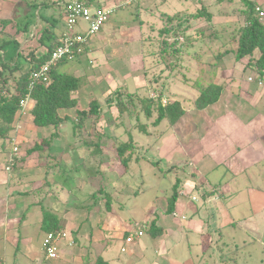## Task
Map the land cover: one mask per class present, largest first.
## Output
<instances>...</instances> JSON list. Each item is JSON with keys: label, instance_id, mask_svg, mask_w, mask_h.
Listing matches in <instances>:
<instances>
[{"label": "rangeland", "instance_id": "1", "mask_svg": "<svg viewBox=\"0 0 264 264\" xmlns=\"http://www.w3.org/2000/svg\"><path fill=\"white\" fill-rule=\"evenodd\" d=\"M89 1L87 4L91 5L92 8H99L96 7L97 4L102 5L101 7L104 5V7L106 5L116 7H110L116 11L104 26V29L107 28L105 34L109 35L112 31H117L118 33L114 32L116 38L113 35L112 40L118 42L123 48H118L119 51L116 49L112 54L124 59L125 52H127L125 45H127L131 49L132 60L128 62L129 68L123 67L115 73L109 72L116 74L115 76H104L105 86H103V81L93 74L94 77L91 82H88V86L92 84L94 87L91 86L86 92L83 90L74 95L78 101L77 109L88 112L92 108V101L97 100L101 106L100 114L105 119L98 126L92 124L94 119L88 120L86 130H91V125H96L97 130H106L105 132L116 137L113 140L115 145L128 142L131 134L136 141L134 158L138 160L128 165L127 172L124 168L119 167L118 162L108 161L107 152L111 153V156L116 154L112 148L114 147L113 141H111L109 146L102 147L104 156H102L103 153L93 155V149L84 152V154L82 151L79 156H82V160L87 162V167L80 174H75V177L76 181L79 180L82 184L86 180L81 193H86L88 198L85 202L94 206V210L87 212L85 209L82 213L83 216L89 215L91 230L89 229L88 232L94 234L93 237L97 240L96 244H93L94 250L103 254L102 258L105 261L109 260V264H127L131 261L130 256L134 254L136 244L140 245L143 241L151 242V235L150 232H147L142 239L129 243L124 238V233L127 234L128 230L135 228L137 224L149 226L151 222L149 215L151 214H155L159 219L161 217L163 221V215L166 211L163 208V204H166L163 197L172 194L175 185L187 189L189 193H194L193 198L195 200L201 201L204 195H212L211 191L217 193L213 196L220 197L219 195L222 193L218 189H213L210 183L216 184L215 181L224 183L232 175L226 174L227 169L230 170L231 166L238 167L240 163L247 173L243 174L236 183L245 185L248 182L252 186H260L264 189V133L261 129L264 125L258 124V119L262 116L259 117L256 111L241 104L239 100L241 94L251 100L252 92L249 94L245 90L242 91V85L247 71H250L247 73L250 74L248 80L253 79L255 81L251 76L256 74L248 63L249 57H245L241 61L235 57V50L238 47L235 34H238L240 28L245 25V18L241 15V11L246 8L247 0H94V6ZM249 1L256 2L264 12V0ZM51 8L53 13L44 16L54 21L55 27L50 22L47 27L53 29V33L58 35L65 26L66 20L59 6H51ZM204 8L211 14V20L204 16L201 20L186 22L182 28L186 25L189 27L184 32L181 31L182 29H174L170 34L164 33V28L169 26L163 20V13L174 15L179 12V14L189 16L196 14L198 9ZM32 12V7L26 5L24 7L25 16L16 23L10 20H1L0 31L10 36L15 34L26 22H30L28 25H32ZM45 13L48 11L46 10ZM65 15L67 16L66 12ZM262 22L264 24V17ZM119 23L124 25L115 27L114 24ZM3 40L0 33V43H3ZM256 56H258V52ZM87 58L89 59V57ZM93 60L96 64L95 68H97L101 61L96 56ZM73 61H69V63L71 64ZM124 62H121L123 66L125 65ZM254 64L253 62L252 65ZM84 67L86 72L93 70V67L89 65L88 67L84 65ZM108 69L111 70V68ZM79 76L81 75L79 74ZM211 82L223 86L224 89L233 90L236 99L232 100L231 111L225 108V101L227 102L228 99L224 93H222L217 104L211 105L205 110H198L196 100L200 95L199 87L207 86ZM262 86L264 87V85ZM244 92L248 93V96ZM119 93L123 94V101L127 104L124 113L119 111L115 103ZM146 98L156 102L161 101L163 105L178 101L185 110V116L177 126L171 127L167 122H163L160 127H154L153 122L157 114L155 113V116L148 120L143 111L144 104L140 101L146 100ZM33 104L32 100L28 102L30 109L28 115L33 109ZM19 114L20 111L17 112L16 118ZM64 114H69L70 120L62 124L61 139L53 141L49 153L57 157L58 160L67 159L69 166L75 167L78 161L75 163L67 155L73 156L74 148L81 146L79 139L74 140L72 138V125L77 123L78 114L75 110L64 111ZM230 117L233 120L231 125H229L230 121H227ZM110 118L113 119L115 125L112 128H109L108 120ZM24 119H26L25 116ZM252 123H255L256 126ZM26 124L30 125L27 119ZM141 126L146 127L145 131L141 130ZM239 129L240 132L236 131ZM52 132H54L53 129L38 132L30 130L27 133L29 136H24L19 142L20 152L26 153L28 148L35 145V140L49 139ZM2 143L3 139H0V167H3L6 162V154L1 151L3 149ZM147 147L150 148L149 151H146ZM199 148L200 150L210 149L212 154H215L212 159V165H215L214 172L211 174L212 179L205 182L204 187L198 188L201 191L193 188L192 183L196 184L197 181L191 177L190 173V180H188L185 175L169 169L171 165L176 167V164L187 163L188 160H191L192 153L199 151ZM4 151L6 152L7 148ZM184 151L189 154L186 161L182 155ZM47 153V151L43 153L41 162L45 161L44 155ZM60 155L63 156L60 157ZM182 156L183 159H181ZM194 158H197L196 155ZM102 160L104 164H100ZM152 160L159 163L153 164ZM49 161L52 162V160ZM34 162L39 163L38 160H34ZM67 173L70 174L67 178V186L73 192V197L79 198V194L76 193L78 190L73 188L75 179H73L71 172ZM31 174L35 173L31 172ZM116 174L124 175L121 176L123 180L118 181L115 178ZM240 174H242L241 168ZM179 178L181 179L178 183ZM260 178L261 180H259ZM187 181L191 182L187 185L188 188H186ZM109 182H113L112 186H107ZM101 190L112 195V206L109 209H106L104 205L106 199L100 198L97 200L98 203H94L91 198L92 195H96L95 199H98L97 194ZM235 191L237 192L238 188ZM3 192L1 191V193ZM235 194L234 196L231 194L230 199H235L237 197ZM246 198L245 194L239 195L238 205L235 209H229L230 205L224 208L231 211L232 220L223 222L221 218L222 228L218 222L215 223V220L213 222L211 219L212 225L215 224V228L217 226L223 234V238L219 237V242L214 241L208 253L211 257L212 253L215 252L213 257L217 262L219 259L223 261V257H225L228 258L224 260L226 264H264V244L261 242H252V239L247 238L246 246L239 247L235 252L232 250L237 247V244L232 243V241L238 239L236 231L240 232V230L233 227L234 223L232 226L228 224L234 220L240 221L250 214L249 203ZM214 206L218 213L221 207L216 204ZM84 207L86 208V205L82 206V208ZM188 210L193 212L192 207H189ZM95 215H98L97 220ZM200 217L203 218V221L206 220L205 216L200 215ZM189 218L193 219L194 216L190 215ZM98 221L99 224L96 227ZM124 223L128 226L126 227ZM82 225L78 227L79 230ZM107 230L110 231L109 234ZM104 231L108 236L105 235L103 239L101 236ZM195 243V238H191L190 251L185 248L183 253H172L169 257L163 258L164 263L166 260H174L178 264H195L196 261L190 259L195 257V253H191ZM236 243L241 242L237 241ZM77 246L79 247V245L75 247ZM122 247H125L126 253L122 251ZM153 248L154 243H151L147 249L148 254L154 255ZM218 248L222 250L220 253ZM224 250L230 252L227 253L226 251L225 253ZM94 252V254H87L85 251H80L75 261L73 259L69 261L63 260L62 253L59 251V258L43 260L39 264H96L97 259L101 256L97 257L96 251ZM82 253L85 254L83 257H81ZM133 257L135 258V256Z\"/></svg>", "mask_w": 264, "mask_h": 264}, {"label": "crops", "instance_id": "2", "mask_svg": "<svg viewBox=\"0 0 264 264\" xmlns=\"http://www.w3.org/2000/svg\"><path fill=\"white\" fill-rule=\"evenodd\" d=\"M71 1L74 0H0V21L10 20L11 22L16 23L25 16L24 7L26 5L31 6L33 10V16L31 19L32 25H28L30 22H26V24L21 25V28H19L15 34L10 36H7V33L3 34L0 31L4 39L3 43H0V62H4L8 66L14 65L13 62L8 61V57L10 55L12 56L14 52L12 44L14 40L19 41L20 43V46L16 51L15 61L18 62L19 55L22 54L25 61L27 60L26 62H28L30 60L28 57L29 54L34 51L36 47H38L37 37L41 31L45 30V28H49L47 27L49 22L53 25V27L56 26L53 20H50L44 15H50L53 13L51 6H59L61 8L60 11L63 12L62 15L64 19L67 20L65 15L66 6ZM88 1L89 0L85 2L88 3ZM91 4L94 6L95 2H91ZM101 6L102 5L97 4L96 7L109 9L110 7L116 8L113 5H106V7H104L105 5L103 7ZM46 10L48 13H45ZM121 24L122 23L114 25L115 27L117 25V27L124 25ZM104 26L99 34L88 40L86 52L75 59V61L71 62L73 65L67 68V70H69L68 73L70 72V74L75 75L82 81L83 86L77 93L83 90L86 92L90 89L93 85L90 84L91 86H88V82H91L94 76L104 83V76H115L116 74L113 73L121 70V68H129L128 62L129 60H132L131 49L125 45L127 52H125L126 55L124 59H121L118 55H113L112 53L115 52L116 49H121L123 47L115 40H112L114 32L117 31H112L111 34L106 35L105 31L107 28L104 29ZM86 28L87 26L83 22L79 24V31H85ZM66 30L67 27L65 22V26L59 31V37L65 33ZM6 38L9 39L6 40ZM119 49L117 51H119ZM94 56L101 61V64L97 66V68H95L96 64L93 60ZM87 57H89V59ZM121 62H124L125 65L123 66ZM84 65H87V67L88 65L93 67V70H91L92 72H86ZM108 68H111V70ZM26 69L28 68H24V71H26ZM249 70L251 69L249 68ZM110 71L113 73H109ZM247 73H250V71L246 72L244 84L242 85V91L245 90L249 94L252 92L253 96L250 100L249 98H246L244 94H241L239 98L240 103L247 107H251L252 110L256 111V114L259 117H264V87H261L258 84V81H256V79L259 80V78L262 77L253 75L251 77L254 78L255 81H250L248 80L250 74ZM79 74L81 76H79ZM103 86H105V83ZM232 91L233 90H227V88L223 90V93L226 94V99H228L227 102L225 101V108L229 111L232 109V100L236 99V96ZM248 93H245L246 96H248ZM24 116L27 120L29 119V115L25 114L21 116L20 120L15 118V120L17 119V122H14V126H16L17 123H19L20 126L17 129V138L19 142L24 138V136H27L28 132H30L28 129L29 125L26 124V119L23 120ZM262 117L258 119L259 125H264V118ZM228 120L230 121L229 125H231L233 121L232 118L230 117L227 121ZM195 122L199 123L197 121ZM252 124L256 126L255 123ZM261 129H263L262 132L264 133V126ZM236 131L240 132L241 130L239 129ZM56 139H61V133ZM6 143L7 142L3 140V149L1 150L6 154V162L3 167H0V264H39L43 262V260H49L46 258L43 248L44 240L47 234L42 228L44 216L47 213L55 214L59 218H62L65 222L64 230H66L68 234V239L61 244L60 251L62 253L63 260L71 261L73 259L75 261L77 256H79L80 251H85L87 254H94V251H96L97 257L101 256L100 258H102L103 254H99V252L93 248V244H96L97 242V240L93 237L94 234L88 232L89 229L91 230L89 215H82L85 209H87V212H89L88 208L90 207L92 208L91 210H94V206L88 205L85 202L86 198H88L86 193H81L86 180L84 181V184H82L81 181H76V177H74L75 185H73V188L78 190L76 193L79 194V198L73 197V192L70 187L67 186V178L70 176L67 172H71L73 167L69 166V161L67 159L61 158V160H58L57 157L49 153L51 149H44L43 152L34 153L30 157L27 156L26 153H20L18 159L15 161L16 165H13L11 170L8 171L7 159L9 157L10 150L8 148V144L6 146ZM5 148H7L6 152L4 151ZM45 151L48 153L44 155L45 161L41 162L37 157H43V153ZM211 151L212 150L210 149L200 150L199 148V151H194L192 153L190 164L200 174V177L197 179V188L205 186V182H203V180L205 181V178L206 180L207 178L208 180L212 179L211 174L214 172L215 168V165H212V159L215 154H212ZM72 152L73 156L67 155V153L66 155L71 157V159L76 162L82 161V156L79 155L81 152L84 154L86 151L80 146L74 148V151ZM183 154H185V151L182 155ZM195 155L197 157L196 159L194 158ZM46 156L49 158L46 159ZM61 156L63 155H60V157ZM34 160H38L39 163L36 164ZM49 160H52V162L55 161V163L51 164L52 162ZM60 161L65 164V168L59 166L58 162L60 163ZM240 168L242 169V174L239 175ZM227 170L226 174L232 175L227 178L224 183H221L220 181H215L216 184L210 183V186H212L213 189H218L220 193H222L219 195L220 197L213 196L217 193L211 191L214 193L213 195H206L202 197L203 199L201 201H194L192 199L195 196L194 193H189L187 189L185 190L184 188H180L181 190L175 213L171 215H166L164 213L163 221L161 220V217L160 219L158 218L159 221L157 225L163 229V233L159 237H151V242L143 241L140 245L136 244L134 254L130 256L131 261L127 264H178V262L174 260H166V263H164L163 258L169 257L172 253H183L185 248L187 251H190L191 238H195L196 242L191 252L195 253V257L190 258L191 260L193 259L196 261L195 264H226L224 260L228 258L223 257V261L219 259L217 262L213 257L215 252L212 253L211 257H209L210 255L208 253L210 252L214 241L217 240L219 242V237L223 238L222 231H220L217 226L215 228V224L212 225V223L215 220V223L218 222L220 224V228H222L221 218L223 219V222H229L231 219V211L225 210L224 208L230 205L231 207L229 209H235L238 205L239 195L243 194L247 197L246 201L249 203L250 214L240 221L233 219L234 221L228 224L232 226L234 223L233 227H237V229L240 230V232L236 231V237L238 239H233L232 241V243L237 244V247L232 250L235 252V250L239 247L246 246L247 238L252 239V242H261V244H264V189L260 186H252L248 184V182L245 185L236 183L243 174L247 173L243 165L240 163L238 164V167L231 166V169ZM31 172H34L35 174H31ZM100 172L102 173V171ZM259 180H261V178ZM186 188H188L187 185ZM237 188L238 191L236 192L235 190ZM1 191L3 193H1ZM234 193H236L235 195H237V197H235V199H230L231 194L234 196ZM95 196L92 195L91 198L94 203H98V201H95ZM166 198L167 196L163 197V200L167 204ZM166 204H163L164 210L167 208ZM215 204L221 207L219 208L218 213L215 210ZM84 205H86V208H82ZM189 207H192L193 212L188 210ZM190 215L194 216V218H189ZM200 215L205 216L206 220L203 221V218H201ZM95 216L97 220L98 215ZM81 224L83 225L79 230L78 227ZM98 224L99 221L97 222L96 227H98ZM124 225L126 226V223H124ZM107 231L109 234L110 231ZM105 235L108 236L104 231L101 237L104 239ZM125 235L126 234L124 233V238ZM237 241H240L241 243H236ZM70 242H74V245L70 246ZM151 243H154V248L152 249L154 255L148 254L147 252ZM76 245H79V247H75ZM80 247L82 248L81 250ZM218 251L220 253L222 250L218 248ZM224 251L225 253L226 251L227 253L230 252L229 250ZM83 255L85 254L82 253L81 257H83ZM133 256H135L136 259ZM106 261L110 263L109 260Z\"/></svg>", "mask_w": 264, "mask_h": 264}, {"label": "trees", "instance_id": "3", "mask_svg": "<svg viewBox=\"0 0 264 264\" xmlns=\"http://www.w3.org/2000/svg\"><path fill=\"white\" fill-rule=\"evenodd\" d=\"M93 1L94 0H90V3ZM257 7H259V5L256 2L247 0L246 8L241 11V15L245 18L244 20L246 25L241 27L238 34H236L238 47L235 50V57L238 61L243 60L245 57H249L248 63L255 71L256 76H261L263 78L264 24L259 13L257 12ZM162 16L165 24L169 26L164 28L163 31L165 34H170L174 29H182L181 31L184 32V30H186L189 25H186L184 28H182V26H184L186 22L190 20H201L204 16L211 20V14L205 8L198 9L196 14L189 16L183 15L181 13L179 14V12L174 15L163 13ZM53 32L54 30L51 28H45V30L41 31L37 37L38 47H36L35 50L29 54L28 57L30 60L28 62H26L27 60L25 61L22 54L19 55L18 62L15 61L16 51L20 46L19 41L16 40L12 42L14 52L12 56L10 55L11 57H8V61L13 62L14 65L8 66L4 62H0V139L5 140L7 142V146L11 138L17 137L18 131L14 126L16 114L21 110L22 102L30 93L31 99L34 102V106L29 113V129L32 132L44 130L50 131L53 129L54 132H52L49 139L40 141L35 140V145L32 148H28L26 151L27 156L30 157L37 152L41 153L44 149H52L53 141L56 140V137H59V134L61 133L62 124L70 120L69 114H64V111L67 110H75L78 114L77 123L72 125V138H74V140L79 139L81 142V147L85 151H90V149H93V155L103 153L102 147L109 146V143L115 140L116 137L105 132L106 130L103 131L97 130L98 128L96 129L98 124L105 119L104 116L100 114L101 106L97 100L92 101V108L88 112L79 111L77 109L78 101L74 95L80 90L82 81L80 78L66 71L70 65L68 59L55 64L51 68V82L49 86H46V84L43 82H37L32 90L29 89L31 83V73L35 70H38L43 64H45L49 60L53 51L59 45L60 37ZM257 52L258 56H256ZM253 62L255 63L254 65H252ZM27 64L28 66L26 68L28 69L24 71V68ZM223 90V86H219L212 82L202 88L199 87L200 95L196 100L198 110H205L211 105L217 104L222 97ZM122 95V93L118 94L115 103L119 108V111L124 113L127 104L124 103ZM127 95L130 96L128 93ZM140 101L144 104L143 111L148 120L152 119L155 116V113L157 114V117L153 122L154 127H160L163 122H167L171 127L177 126L180 120L185 116V110L178 101L166 105H163L161 101L156 102L149 98ZM90 119H94L92 124H96L97 126L91 125L90 128L92 129L86 130V124ZM108 122L109 128L115 126L112 118H110ZM145 129V126H141V130L145 131ZM113 145L114 147L112 148L116 154H112L111 156V153L107 152L106 154L109 158L108 161L114 160L118 162L119 167L124 168L127 172L128 165H130L133 161L138 160L134 158L136 149L135 139L130 134V140L128 142L115 145V142L113 141ZM149 150L150 148L147 147L146 151ZM104 155L105 153L102 154V156ZM183 155L184 161H186V158L189 156V154L185 153ZM37 158L39 161H42L43 159L42 156H38ZM48 158L49 157L46 156V159ZM181 159H183V156ZM151 162L153 164L159 163L158 161L153 160ZM189 162L190 160H188V162L185 164H176V167L171 165L169 169L175 170V172L185 175L188 180H190L189 176L191 175V177L197 181L198 177H200V174L191 166ZM54 163L55 161L51 164ZM8 164L9 163L7 159V165ZM58 164L59 166L65 168V164H63L61 161L60 163L58 162ZM100 164H104L103 160L102 162L100 161ZM85 167H87V162L85 160L78 161L77 165H75V167H73L71 170L73 179L75 177L74 173L80 174V171H82ZM121 176L124 175L116 174L115 178L118 181L123 180ZM180 179L181 178L177 180L178 183L180 182ZM208 181V178L207 180L205 178V181L203 180V182ZM187 182L188 183L186 185L191 184V182ZM112 184L113 182H109L107 186H112ZM196 185L197 183H192L193 188L197 190L198 188ZM180 190L181 189L175 185L173 189L174 192L172 194H167V208L165 211L166 215L175 213ZM198 190L201 191V189ZM97 195L98 199H95V201L99 200L100 198L103 200L106 199V201L104 200L106 209H109L110 206H112L113 199L109 192H104V190H101V192H99ZM88 210H91V208H88ZM149 218H151V222L147 231L145 232V235L147 232H150L149 234L151 237H159L163 233V229L157 225L159 221L158 217L155 214H151L149 215ZM64 226L65 222L57 215L47 213L44 216L42 228L46 234L62 231L64 230ZM145 235L143 237H145ZM127 237L128 233L125 235V239ZM96 264L109 263L104 259L99 258L97 259Z\"/></svg>", "mask_w": 264, "mask_h": 264}, {"label": "built area", "instance_id": "4", "mask_svg": "<svg viewBox=\"0 0 264 264\" xmlns=\"http://www.w3.org/2000/svg\"><path fill=\"white\" fill-rule=\"evenodd\" d=\"M115 9L107 8H92L87 2L82 0H74L66 6L67 14V30L62 34L59 40L58 47L53 51L49 60L43 64L38 70L31 73L30 76V86L29 89L32 90L37 82H43L46 86L50 85V71L51 68L65 60L73 61L83 55L86 52V45L88 40L100 33L103 26L109 21L110 17L115 13ZM257 11L261 17H264V13L257 8ZM83 22L86 24L87 28L85 31H79V24ZM253 81V79H250ZM258 84L264 85V79L260 78ZM32 100L30 93L27 95L25 100L21 104L20 114L18 120L21 116L27 114L30 109L28 107V102ZM17 119L15 120V123ZM19 123L16 124L15 128L18 129ZM8 148L10 154L8 157L7 170L10 171L15 161L20 155V144L17 137H13L8 142ZM148 229L146 224H137L135 228L128 230V237L126 241L129 243H134L136 240L141 239ZM68 239V234L66 231H58L46 235L44 240V252L47 259L59 258V251L61 249V244ZM70 246L74 245V242H70ZM125 252L126 249L122 248Z\"/></svg>", "mask_w": 264, "mask_h": 264}, {"label": "clouds", "instance_id": "5", "mask_svg": "<svg viewBox=\"0 0 264 264\" xmlns=\"http://www.w3.org/2000/svg\"><path fill=\"white\" fill-rule=\"evenodd\" d=\"M257 8H259V7H257ZM260 10H261V8H260ZM262 11V10H261ZM258 12V11H257ZM263 12V11H262ZM264 13V12H263ZM261 17V16H260ZM262 18L263 17H261V20H262ZM260 79V78H259ZM262 79H264V77L262 78ZM256 81H258L257 79H256ZM21 153V152H20ZM8 166V165H7ZM193 200H195L194 198H192ZM149 227V226H148ZM64 231V230H63Z\"/></svg>", "mask_w": 264, "mask_h": 264}]
</instances>
